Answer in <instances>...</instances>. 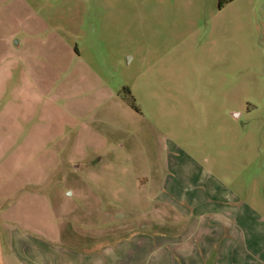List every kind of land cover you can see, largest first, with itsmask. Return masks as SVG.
<instances>
[{
	"label": "rangeland",
	"instance_id": "374dc122",
	"mask_svg": "<svg viewBox=\"0 0 264 264\" xmlns=\"http://www.w3.org/2000/svg\"><path fill=\"white\" fill-rule=\"evenodd\" d=\"M214 195L264 215V0H0V264H143Z\"/></svg>",
	"mask_w": 264,
	"mask_h": 264
},
{
	"label": "crops",
	"instance_id": "0c3cea01",
	"mask_svg": "<svg viewBox=\"0 0 264 264\" xmlns=\"http://www.w3.org/2000/svg\"><path fill=\"white\" fill-rule=\"evenodd\" d=\"M160 196L157 194L161 200H170L176 205L179 204L180 199L160 198ZM200 198H190L192 201L197 200L198 203L193 204L195 206L193 216L190 215V221L185 226L180 227L178 224L169 226L164 223L165 226L153 234L155 239L146 240L150 252L141 262L143 264H264V215L246 210L247 214L242 215L239 222L232 207H227L216 195L208 201L205 197ZM205 205L208 208H204ZM177 208L184 215L189 214L186 208L179 205ZM154 241L158 243L154 245ZM41 243L38 242L37 245L43 246ZM51 250L49 251L51 253H45L56 261V257L52 255L55 250ZM59 255L58 263L55 264H71L73 259L71 254L59 252ZM36 256V259H41L39 254ZM85 259L88 260L85 264H103V259L98 255ZM17 260L19 264L26 262L25 258L21 257ZM33 264L40 263L37 261Z\"/></svg>",
	"mask_w": 264,
	"mask_h": 264
},
{
	"label": "trees",
	"instance_id": "16d2710c",
	"mask_svg": "<svg viewBox=\"0 0 264 264\" xmlns=\"http://www.w3.org/2000/svg\"><path fill=\"white\" fill-rule=\"evenodd\" d=\"M233 0H218V6L221 8L223 7L225 4L231 2Z\"/></svg>",
	"mask_w": 264,
	"mask_h": 264
}]
</instances>
